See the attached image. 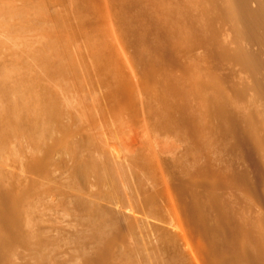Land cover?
Instances as JSON below:
<instances>
[{
    "label": "rangeland",
    "instance_id": "374dc122",
    "mask_svg": "<svg viewBox=\"0 0 264 264\" xmlns=\"http://www.w3.org/2000/svg\"><path fill=\"white\" fill-rule=\"evenodd\" d=\"M145 1L107 0L104 15L95 0H0V76L38 110L29 130L0 123V188L15 218L12 232L0 224V264H83L97 248L94 214L113 223L105 264H199L193 248L207 264L228 258L198 226L193 198L208 214L218 200L247 230L243 251L264 242V99L240 58L257 46L232 0ZM143 8L181 33L175 60L142 61ZM255 75L264 81V51ZM221 126L261 137L256 169Z\"/></svg>",
    "mask_w": 264,
    "mask_h": 264
},
{
    "label": "bare ground",
    "instance_id": "6f19581e",
    "mask_svg": "<svg viewBox=\"0 0 264 264\" xmlns=\"http://www.w3.org/2000/svg\"><path fill=\"white\" fill-rule=\"evenodd\" d=\"M84 1L86 7L92 2V0ZM95 1L99 2L100 9H102L103 14L106 15L108 12L107 0ZM145 2L147 3L149 1L146 0ZM229 6L234 10L232 20L236 27L257 46L256 50L251 52L240 51V58L242 64L247 66L250 71L254 73L252 86L255 89V94L262 96L264 99V81L255 75L257 72L259 54L264 51V0H232ZM92 10H94V7H92ZM97 10L99 9L97 8ZM217 10L219 11L218 16L225 17L226 11L224 7H220ZM135 17V38L145 44L142 50V61L148 63L152 57V60L157 59L158 61L175 60L177 49L182 41L181 33L176 29L173 30L155 10L150 8L137 10ZM210 23L211 21L208 22V25ZM192 28V36L196 39H200L202 36L201 28L198 26ZM210 52L215 58L223 55V52L219 50L212 49ZM127 62L131 66L130 61L127 60ZM6 82H8V77L6 75L0 76V96L2 98L0 104V123L8 119L3 126L15 123L29 130L38 117L37 107L31 103L29 98L24 97L21 88L15 87V89H13L14 87L10 86H13V84H10L9 81L10 85L7 86ZM8 92L12 94L11 97L8 96ZM185 121L188 123L189 131L194 135L195 127L193 123L189 118H186ZM254 122L258 128V122L260 123V121L254 119ZM221 129L223 135L227 139V145L232 149L236 146H242L256 169L257 160L254 158L255 152L253 153V150L261 144V137L257 135L255 138L251 139L249 135L241 131L233 130L230 126H221ZM236 175L238 178H245L243 172H238ZM11 202L12 200L9 193L0 188V224L9 232H12L14 230H12V227L15 226V218L11 215L10 211ZM208 207L211 211L210 214L204 211L200 202L196 201L194 198L191 200L190 211L195 216L200 229L213 243V248L221 243L225 244L231 251L228 258H220L214 264H264V242L258 240L249 250L243 251L240 245L243 236L247 234V230H244V227L241 228V224L232 219L225 207L218 200H211ZM88 217H90L88 236L96 240L97 248L93 254L88 255L84 259L83 264H105L104 248L109 240L111 230L113 229V223H111L110 219L98 220L95 218V214L93 217L91 215ZM178 224L187 243L190 244L191 241L187 225L185 220L179 215ZM191 246L193 247V245ZM192 251L197 258V263L207 264L201 252L195 251V248H193Z\"/></svg>",
    "mask_w": 264,
    "mask_h": 264
}]
</instances>
